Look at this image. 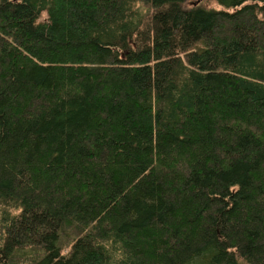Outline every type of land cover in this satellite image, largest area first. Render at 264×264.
Instances as JSON below:
<instances>
[{
    "label": "trees",
    "instance_id": "obj_1",
    "mask_svg": "<svg viewBox=\"0 0 264 264\" xmlns=\"http://www.w3.org/2000/svg\"><path fill=\"white\" fill-rule=\"evenodd\" d=\"M184 1L0 0V264H264V0Z\"/></svg>",
    "mask_w": 264,
    "mask_h": 264
},
{
    "label": "rangeland",
    "instance_id": "obj_2",
    "mask_svg": "<svg viewBox=\"0 0 264 264\" xmlns=\"http://www.w3.org/2000/svg\"><path fill=\"white\" fill-rule=\"evenodd\" d=\"M183 7L190 8L193 6H201L206 9H221L222 7L217 4L215 0H185L182 3ZM42 18H45V14H43Z\"/></svg>",
    "mask_w": 264,
    "mask_h": 264
}]
</instances>
